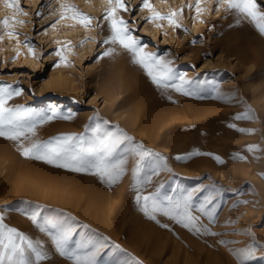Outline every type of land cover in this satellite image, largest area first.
Masks as SVG:
<instances>
[{
    "label": "rangeland",
    "instance_id": "obj_1",
    "mask_svg": "<svg viewBox=\"0 0 264 264\" xmlns=\"http://www.w3.org/2000/svg\"><path fill=\"white\" fill-rule=\"evenodd\" d=\"M10 3H16L20 11L8 7ZM124 3L128 11L119 10L117 16L129 22L132 35L147 46L145 51L171 61L173 71L189 81L185 89L193 95H183L171 88H157L138 65L132 62L125 65L126 71L143 80L139 87L152 115H163L171 122V128L164 125L161 129L164 132L160 138L172 132V141L177 142L183 133L181 148L170 152L169 146L149 145L139 135L137 126L126 127L121 119L113 117L115 110L107 112L109 102L96 95L95 90L84 95L80 87L77 96L70 98L60 94L59 89L49 87L58 75H66L76 84L96 81L94 76L108 49V44L103 43L110 34L103 19L107 0H0V21L9 22L7 28L0 23V84L21 90L19 96L8 101V106L20 105L49 115L52 108L59 114H73L71 119H61L58 115L38 125L32 137L34 141H47L61 134H82L87 144L96 136L99 124L102 133L122 132L132 137L134 143L159 153L163 160L151 158L155 172L145 169L139 177L141 197L160 185H163L161 193L171 196L192 191L195 203L211 196L219 205L214 222L209 223L207 217L195 211L193 215H199V225L216 235L205 234L203 230L194 233L160 214H156L159 224L147 218L142 210L143 200L136 201L137 193L132 188L135 159L131 156L124 175L109 186L90 173H75L27 159L14 142L0 138V216L4 224L42 244L48 252V259L42 264L70 262L55 252L47 236L28 219L33 212H38L42 220H70L77 240L103 243L101 264L104 261L109 264H237L235 253L249 246L254 253L245 264H264V85L261 83L264 77H249L250 73H245L233 56H226L221 47L222 40L239 34L244 36L245 29H250V34H259L246 21L237 25L235 16L218 5L217 0H200L203 11L199 15L194 7L196 0H149L161 15L182 8L176 17L179 28H173L167 20L147 19L152 13L141 6L142 0H124ZM260 3L264 5V0ZM61 4L71 5L89 16L91 24L85 27L70 18L61 20ZM8 32L14 35L9 36ZM57 50L63 60L56 55ZM251 85L260 90L248 89ZM133 96L129 104L139 100L138 94ZM248 107L256 115L254 121L233 119ZM181 122L186 124L179 125ZM229 124H235L236 128L228 127ZM238 128L254 131L240 132ZM248 145H257L259 150L249 152ZM197 152L201 154H193ZM236 154L245 159L235 158ZM213 156H219L223 162L218 163ZM145 172L151 177L147 184L143 183ZM25 173L39 185L31 186L30 194H17L15 187L20 180L15 181L24 178Z\"/></svg>",
    "mask_w": 264,
    "mask_h": 264
},
{
    "label": "snow or ice",
    "instance_id": "obj_2",
    "mask_svg": "<svg viewBox=\"0 0 264 264\" xmlns=\"http://www.w3.org/2000/svg\"><path fill=\"white\" fill-rule=\"evenodd\" d=\"M108 8L105 10L103 19L107 22L109 35L103 40L104 44L118 45L131 56V62L138 65L151 82L159 89H173L183 95H193L192 92L185 89L189 83L182 75H177L171 65V61H164L154 52H146V45H142L139 38L132 35V30L128 27V21L117 16L119 10L128 11L124 0H107ZM217 4L222 6L225 11L232 13L239 25L242 21L248 22L257 31L260 36H264V7L260 0H217ZM143 8L148 9L152 15L147 19L152 21L167 20L173 28H179L176 17L183 11H171L167 15H161L156 12L149 0H142ZM8 7L20 11L16 3L8 4ZM60 19H73L82 26L88 27L91 24V18L71 5L61 4ZM189 7H193L189 5ZM197 15L203 9L200 7V0H196L194 5ZM71 13V15H67ZM5 28L8 27V20L0 21ZM160 27L159 24L156 25ZM9 36L13 32L7 33ZM27 46V45H26ZM113 48H109L104 55H110ZM32 49L29 47V52ZM57 56H63L59 50ZM21 94L20 89H13L10 85L0 84V138L12 141L16 145L20 154L36 161H42L45 164L53 165L57 168L66 169L75 173H90L97 176L102 183L109 186L117 183L125 173V165L128 157L135 159V166L132 169L133 184L132 188L136 191V201L143 200L142 210L145 216L156 223L157 215L168 218L184 228L194 233L216 235L210 232L207 227L199 225L200 216L193 215V211L207 217L209 223L214 222L218 204L209 196L205 197L200 203L194 202V193L192 191L182 192L178 196H171L167 193H161L163 185H160L154 192L141 197L139 193V177L145 169L152 168L153 157L163 160L159 153H153L150 149H145L142 144L134 143L132 137L126 134L112 132H103L100 125H96V136L87 142L83 135L61 134L47 141L33 140L38 125H43L58 115L61 119H71L72 113L59 114L55 108L51 109V115L47 113H35L25 109L23 106H8V101L14 96ZM170 98V97H169ZM220 98V97H213ZM91 119V118H90ZM235 120L254 121L256 115L248 107L243 113L233 117ZM107 123V122H105ZM228 127L236 128L235 124H229ZM237 131L251 133L253 129L238 128ZM28 141V144L24 142ZM257 145H248L247 151H258ZM199 155L201 153H193ZM203 155H211L203 153ZM218 163L223 161L219 156H213ZM235 158L245 159L244 156L236 154ZM182 159V157H176ZM151 182L150 176L145 172L143 183ZM243 203V201H242ZM31 223L44 233L50 240L55 252L66 258L70 264H101L100 252L105 245L103 243L93 242L90 239H75V227L70 220L55 221L40 219L38 212H33L28 216ZM162 227H167L162 224ZM223 243V241H221ZM115 247H119L118 245ZM254 253V249L249 246L235 253L237 264H245ZM48 259V252L43 249L39 241L29 238L24 232L14 227H9L3 222L0 216V264H42ZM103 264H109L104 261Z\"/></svg>",
    "mask_w": 264,
    "mask_h": 264
},
{
    "label": "bare ground",
    "instance_id": "obj_3",
    "mask_svg": "<svg viewBox=\"0 0 264 264\" xmlns=\"http://www.w3.org/2000/svg\"><path fill=\"white\" fill-rule=\"evenodd\" d=\"M250 32H251L250 29H245L246 34H243L244 36L239 34V35H237V37L231 36V37L225 38L224 40L221 41V47L224 49V51H225L224 54L226 56H233V58H235L237 60V64L239 66H241V68H244L245 73H247V74L250 73L249 77H253V76L264 77V55L261 56V50L262 49L264 50V37H262L260 35L250 34ZM107 48L108 49L113 48L114 50L111 52L110 55L104 56V58L102 59L101 68L94 76L96 81H94L92 84H87V83L83 84L82 82L76 84V83L72 82V80L69 77H67L66 75H58L57 77H55V79L52 81V83L49 85V87L59 89L60 94H63L65 97L67 96L70 98H75L77 96L78 89L80 87L83 88L82 89L83 91H80V92L83 93L84 95H86L89 90L90 91L95 90L96 95H99V96L101 95L106 101L109 102L107 112L110 113L112 110H115V114L114 115L112 114L113 117H118L119 119H121L126 127H130L132 129H135L137 126L139 128V130L138 129L137 130L140 132L139 135L141 137H143L149 145H154V146H159V145L165 146L166 145L167 147L168 146L170 147V149H169L170 152L173 149H176L179 147L181 148L183 145H181L179 142L181 141L180 137L183 133H181V135L179 134L180 136H179V140L177 142L172 141L173 136H171V135H173V134L171 131H170L171 135L168 136L166 133L165 137L160 138L162 136L161 134L164 132L163 131L161 133V129H163L164 125H166L167 128H171V122L167 121L166 120L167 118L163 115L160 116V114H159V116L157 115L156 117H154V115H152L153 114L152 110L147 105L148 101L141 94V90L139 87V83L140 82L143 83V80L138 75L133 74L131 72H128L125 69V65L131 63L130 54L127 53L125 50L121 49L118 45L114 46V45L108 44ZM256 62H257V65L254 67ZM261 83L264 85V82H261ZM261 83H259V84H261ZM145 86L147 88H150L146 83H145ZM249 87H255L254 89L257 88L256 85L255 86L254 85L248 86V89H249ZM252 90H253V88L251 89V91ZM257 90H260V89L257 88ZM248 91H250V90H248ZM242 92H243V90H242ZM246 93H245V95H247ZM136 94L139 95L138 96L139 100L137 102L135 101L136 102L135 104H129L130 98ZM250 95H252V94H249V96ZM255 95L257 96V94H255ZM129 96H131V97H129ZM257 98H259V97L257 96ZM257 101H256V103H257ZM258 106H259V104H258ZM160 109H162V108H160ZM185 110H187V108H185ZM257 110H258V108H257ZM187 111H189V110H187ZM169 112H170V110H169ZM263 112H262V114H263ZM183 114H184V112H183ZM258 114L261 115V113H259V111H258ZM168 116H169V114H168ZM171 117H173L172 119L176 118V116H175V118H174V116H171ZM171 117H168V118L170 119ZM183 117H185V119H186V116H183ZM172 119L170 121H172V123H173L174 120H172ZM189 120H190V118H189ZM181 124L183 125L186 123L181 122L179 125H181ZM261 124H262V122H261ZM172 127H174V126L172 125ZM185 131H187V130H185ZM181 132H183V131H181ZM188 133H190V132H188ZM183 135H182V137H183ZM224 137H226V135ZM189 140H190V138H189ZM238 140H240V139L238 138ZM246 140H248V139H246ZM251 140H253V138H251ZM162 141H164V143ZM182 141H183V138H182ZM184 141H186V139ZM184 141H183V143H185ZM172 142H175V143L173 144ZM185 144H187V143H185ZM222 152H224V151H222ZM247 162L249 163V161H247ZM250 162H251V160H250ZM232 165L234 166V164H232ZM242 165H246V163H243ZM222 166L224 167L225 164L219 166V168H221ZM1 168H3V166ZM234 168H236V162H235ZM28 175H26V173H25L24 178H18L15 181V183H18L20 180V184L15 187L16 188L15 192L17 194H30L32 192L31 186H38L39 185V182L36 179H34ZM15 183H13V184H15Z\"/></svg>",
    "mask_w": 264,
    "mask_h": 264
}]
</instances>
